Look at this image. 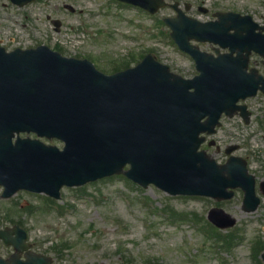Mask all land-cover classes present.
I'll return each mask as SVG.
<instances>
[{
    "label": "water",
    "instance_id": "95a60500",
    "mask_svg": "<svg viewBox=\"0 0 264 264\" xmlns=\"http://www.w3.org/2000/svg\"><path fill=\"white\" fill-rule=\"evenodd\" d=\"M24 6L33 0H11ZM150 14L165 6L162 0H119ZM172 8L176 9V5ZM165 19L170 37L195 61L199 75L184 80L146 56L136 67L104 75L86 60L61 57L45 46L6 53L0 48V185L4 197L18 190L45 193L59 199L62 186L75 187L123 174L147 187L154 184L169 195L205 196L215 200L244 193L243 210L253 212L259 200L255 179L243 160L230 157L217 165L198 151L205 137L213 135L222 114L237 111L248 121L240 100L264 94V77L247 73L251 51L264 57V35L249 17L216 14L218 20L198 23L177 10ZM56 31L59 22L54 21ZM264 31L263 28H261ZM233 30V34L229 31ZM210 42L230 54L214 58L189 44ZM218 53V51H216ZM236 52V57L232 54ZM20 133L58 139L59 151L38 141L12 139ZM201 136V137H200ZM236 147H230V154ZM126 166L129 169L124 170ZM264 193V182L260 183ZM219 228L235 221L221 210L209 212ZM17 240L11 239V234ZM0 239L16 254L0 264H51L42 255L27 251L25 232L15 227L0 231ZM264 262V254L261 255Z\"/></svg>",
    "mask_w": 264,
    "mask_h": 264
},
{
    "label": "rangeland",
    "instance_id": "374dc122",
    "mask_svg": "<svg viewBox=\"0 0 264 264\" xmlns=\"http://www.w3.org/2000/svg\"><path fill=\"white\" fill-rule=\"evenodd\" d=\"M165 1L191 5L187 16L200 21L216 11L248 14L257 23L264 20V0ZM199 7L209 13H200ZM173 15L170 8L149 15L115 0H35L22 8L0 0V46L14 50L45 45L62 56L87 59L105 74L133 67L151 54L191 78L193 62L176 48L162 24ZM52 20L59 21L58 32ZM198 45L211 52L209 45ZM244 103L252 112L250 123L222 118L211 137L220 152L203 149L224 162L223 149L238 145L235 155L246 158L249 172L264 180V96ZM47 199L19 192L0 202V213L6 217L0 225H22L34 250L49 256L53 264H260L264 252V198L255 212L243 213L239 191L231 200L217 203L205 197H171L154 186L142 189L111 177L77 189L63 188L59 201ZM214 207L232 215L235 227L212 228L206 217ZM227 236L230 240L222 243Z\"/></svg>",
    "mask_w": 264,
    "mask_h": 264
}]
</instances>
